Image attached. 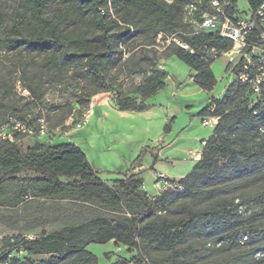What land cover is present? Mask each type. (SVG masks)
<instances>
[{
	"label": "trees",
	"instance_id": "1",
	"mask_svg": "<svg viewBox=\"0 0 264 264\" xmlns=\"http://www.w3.org/2000/svg\"><path fill=\"white\" fill-rule=\"evenodd\" d=\"M20 1L24 23L13 29L18 39H7L5 44L45 54L41 64L45 72L55 68L72 72L88 88L86 107L91 98L112 93L117 111H147V101L169 79L158 67L154 50L159 34L170 37L165 48L168 56L187 65L195 73L194 83L205 92L217 83L211 69L213 50L220 56L233 49L231 41L198 32L197 25L185 22L184 9L190 0H60L61 7L52 12H48L49 0ZM196 1L195 18L200 23L213 9L209 0ZM247 2L250 14L264 5V0ZM225 8L233 19L232 9ZM133 35L144 36L141 47H152L153 56L144 55L131 70L123 46ZM124 70L143 75L142 81L124 90L120 78ZM240 72L241 61L237 77ZM26 88L35 102H41L37 86ZM250 100L249 87L237 78L223 98L212 99L199 112L201 118L218 119V123L204 141L200 160L178 182L182 191L167 187L150 197L141 173L128 171L114 184L139 203L140 215L124 221L98 217L36 238L7 239L0 264H99L87 248L110 242L135 250L141 264L144 257L152 264H203L211 259L215 264L217 258L216 264H264V256L256 257L264 251V143L258 133L264 121V84L257 104L251 106ZM23 123L33 126L27 119ZM14 143L0 139V203L16 205L33 196L83 200L110 209L122 206L121 195L100 178L74 144L39 141L22 155ZM246 200L261 205L262 214L240 213ZM14 251L24 257H12ZM40 256L49 259L33 261Z\"/></svg>",
	"mask_w": 264,
	"mask_h": 264
},
{
	"label": "rangeland",
	"instance_id": "2",
	"mask_svg": "<svg viewBox=\"0 0 264 264\" xmlns=\"http://www.w3.org/2000/svg\"><path fill=\"white\" fill-rule=\"evenodd\" d=\"M223 1L234 12L233 19H244L251 12L248 0H236L235 4L233 0ZM60 3V0H49L48 12L60 8ZM22 8L20 0H0V129L6 124L11 127L10 117L22 123L25 119L31 120L37 130L40 128L38 120H43L44 136L21 135L15 141L20 153L25 155L35 143L53 144L63 133L75 130L76 125L87 118L96 96L86 107L88 88L72 72L61 73L56 68L45 72L41 67L45 54L38 50L26 51L22 47L12 49L5 44L7 39H18L13 29L24 23ZM169 38L159 39L154 48L159 57L158 67L167 72L169 79L166 87L149 100L148 111L122 113L113 108H100L84 129L71 132L70 139L80 144L83 150L89 152L87 145L92 144L94 168L100 178L121 195L122 206L110 209L83 200L33 196L16 205L0 203V250L7 239L17 236L36 238L42 233L51 234L98 217L124 221L140 215L142 209L139 203L127 198L114 184V179L122 180L134 166L142 167L140 173L144 190L151 195L157 191L159 174L170 178L190 172L194 155L197 157L202 152L204 141L213 133L211 118L202 120L199 112L212 99L222 98L226 87L237 79L235 70L239 57L232 51L214 58L211 69L217 83L211 92H205L194 83L195 73L187 65L168 56L169 51L165 48L171 43ZM144 41V36L133 35L123 46L128 59L127 67L131 70L143 60L144 55L153 56L152 47L142 49ZM146 65L143 61L142 66ZM120 78L123 89L127 90L139 84L143 75H131L124 70ZM27 85L39 88L41 102H35L27 91ZM99 95L108 102L114 97L112 93ZM250 101L251 106L256 105L253 100ZM65 118L67 121L63 123ZM165 128L169 131L165 132ZM86 133L93 135L92 141ZM178 182L170 184L174 188L181 187ZM239 212L248 217L262 214L261 205L248 200L241 202ZM87 250L98 258L99 264H141L135 250L114 242L91 244ZM258 253L263 254L264 251ZM12 257L22 259L24 255L21 251H14ZM48 259V256H40L34 257L33 261L39 263ZM144 260V264H152L147 257ZM201 263L213 264V259L209 263ZM214 263H218V258Z\"/></svg>",
	"mask_w": 264,
	"mask_h": 264
},
{
	"label": "built area",
	"instance_id": "3",
	"mask_svg": "<svg viewBox=\"0 0 264 264\" xmlns=\"http://www.w3.org/2000/svg\"><path fill=\"white\" fill-rule=\"evenodd\" d=\"M209 4L213 9V13H205L201 22L197 23L195 18L197 1L190 0L189 4L184 9V20L187 23L197 25L198 32H212L233 43L232 51H235L236 55L239 57L238 62L241 61V72L237 78L242 84L249 87L251 99L257 104L264 84V5L254 14H249L244 19H232L226 12L225 4L220 0H209ZM161 37L162 35L159 34L158 39ZM181 46L186 49L185 46ZM217 56V52L213 50V58ZM232 62H234V60H232ZM92 106L93 104L90 105L91 109ZM9 121L11 127L10 124H6L0 129V139H7L10 142H15L21 135L29 137L45 135L43 120H38V124L40 125L38 130L35 126H30L27 123L19 121L17 122L13 117H10ZM86 122L87 118H85L84 122L78 123L76 129H82ZM258 133L260 141L264 143V121L259 126ZM199 157L200 155L197 157L194 155L195 160ZM164 179L165 176L160 175L157 181L158 184L164 182L165 188L171 187L173 189L177 188L179 191L182 190L179 186L174 188ZM245 240L246 237L243 238V242ZM260 256L263 257L264 253L257 254V257Z\"/></svg>",
	"mask_w": 264,
	"mask_h": 264
},
{
	"label": "crops",
	"instance_id": "4",
	"mask_svg": "<svg viewBox=\"0 0 264 264\" xmlns=\"http://www.w3.org/2000/svg\"><path fill=\"white\" fill-rule=\"evenodd\" d=\"M195 75V74H194ZM230 85V84H229ZM228 85V86H229ZM228 86L226 87V90H227V88H228ZM226 90H225V92H226ZM225 94V93H224ZM224 96V95H223ZM223 98V97H222ZM218 99H221V98H218ZM218 99H215V100H218ZM149 101H147V105L149 106ZM93 104V106H92V109L89 111V114L87 115V122H86V124H85V126L88 124V121L91 119V118H93L94 116H95V111L96 110H98V109H100V108H109V109H111V108H113V109H115V106H114V104H113V101H109L108 102V100H105V99H103V98H101L100 97V95H98V96H96L95 98H94V103H92ZM149 109H150V106H149ZM148 109V110H149ZM204 109V108H203ZM116 110V109H115ZM147 110V111H148ZM146 112V111H145ZM122 113H132V112H122ZM141 113H143V112H141ZM206 119H210V118H206ZM202 120H204L203 118H202ZM210 121H212L213 122V125H212V130H214V128H215V126H216V124L218 123V120H214V118L212 119H210ZM207 122L205 121V124H206ZM85 126L82 128V129H84L85 128ZM76 130V129H75ZM75 130H72V131H70V132H68V133H63V135L61 136V138H58L57 140H56V142L55 143H62V142H66V143H71V144H74L75 146H77L85 155H86V157H87V159H88V161H89V163L91 164V166L93 167V169L96 171V169L94 168V165H93V160L91 159V154H92V150H93V148H92V144L91 143H89L90 145H87V147H88V151L89 152H87L86 150H83V148H82V146L80 145V144H78V143H75V142H73V140H71L70 139V136H71V132H74ZM87 135V137H88V139L89 140H91V138L93 137V135H91V133L89 134V133H86ZM93 140V139H92ZM91 140V141H92ZM202 142L203 141H201V144H202ZM52 143V142H51ZM112 147V146H111ZM200 157L199 158H197L196 160L194 159V161H193V164H192V169H193V167L195 166V164L200 160V158H201V152H200ZM194 165V166H193ZM142 167H138V166H134L133 168H132V171L134 172V173H139L140 172V169H141ZM191 169V170H192ZM191 170H190V172H191ZM190 172H188V174L190 173ZM188 174H186V175H188ZM160 175H163V174H159L158 175V177L160 176ZM186 175H172L170 178H168L167 176H165V181H167L168 183H170V182H172V181H174V182H178V181H180L181 179H183ZM116 179H118V178H116ZM116 179H114V180H116ZM143 179V178H142ZM144 182V181H143ZM143 189H144V185H143ZM156 189H157V191H156V193L155 194H153V195H151V194H149L148 192H146V190H144L150 197H156V196H158V195H160V193L165 189V184H164V182H161V183H159V184H157V187H156Z\"/></svg>",
	"mask_w": 264,
	"mask_h": 264
}]
</instances>
